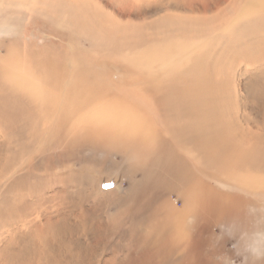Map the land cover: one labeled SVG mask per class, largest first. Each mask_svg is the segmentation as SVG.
<instances>
[{
  "label": "bare ground",
  "instance_id": "6f19581e",
  "mask_svg": "<svg viewBox=\"0 0 264 264\" xmlns=\"http://www.w3.org/2000/svg\"><path fill=\"white\" fill-rule=\"evenodd\" d=\"M29 1L33 5H43L46 8L43 12L49 19L55 18L60 8L67 3L66 0ZM139 1L143 4L144 0ZM171 1L166 0L165 4L160 5V10L172 7ZM116 3L117 0H112L111 5L116 6ZM121 3L123 6L120 9L124 12L116 9L113 11L119 20L126 22L123 30L125 39L119 44L110 45L109 49L122 55L89 57L91 62L101 60L108 70L111 66L108 71L110 76L96 72L91 65L79 71L69 86L71 88L66 89L65 107L61 109V113H55V116L49 105L57 100L59 85L64 81V75L57 67V58H47L49 53L36 57L17 48L12 52V43L4 53L0 52V97L14 98L21 102L2 99L5 103H0L1 122L9 123L7 129L13 128L15 132L14 141L11 142L0 136L4 143L13 148L5 165H13L15 158L18 162L28 158L30 148L23 138L31 127L40 128L38 123L41 122L47 127V144L51 146L56 142V153L63 157L52 167L54 171L61 168L69 171L75 164L74 160L70 164L71 156H79L80 152L93 148L133 163L140 171L139 178L147 176L146 181L155 182L159 177V180L146 196V210L143 211L136 200L125 204L129 219L123 224L134 228L133 223L136 222L138 235H145L143 242H139V246L142 245L141 252L130 256L128 263L212 264L203 254L206 232L211 235L217 228L223 231L234 228L238 236H245L241 243H254L246 236L250 233L256 237L252 224L263 208L255 197L256 191L264 190V171L241 173L239 170L247 168L254 158L264 155L256 151L261 129L254 130L248 125L249 129L238 130L230 125V131L221 133L220 145H207L196 140L192 142L193 151L190 153L186 145L189 137L180 125L200 130L205 122L223 113L229 104L228 91L224 87H216L213 79L225 77L236 64L243 61L242 54L261 53L251 55L249 61L259 59V63L253 66L258 75L264 77V51L259 49L264 47V0H185L193 15L204 14L203 18L218 17L247 26L241 32H235L232 27L221 28L218 30V38L201 39L197 43L181 37L155 40L150 35L148 25L144 29L135 25L131 14L127 13V3L124 0ZM143 5H147V14L155 8L152 2ZM127 14L130 18H127ZM220 24L221 21L214 20L213 26ZM83 27L88 33L94 32L91 24H84ZM195 31L200 33L199 30ZM215 33V30H211L208 35ZM117 37V31L108 32L102 27L98 33L100 40L109 43ZM182 54L183 57L179 58ZM71 56L72 53H66L60 59ZM120 62L126 66V72L121 70ZM162 64V72H187L202 83V86L188 82L184 85L169 84L155 88L159 82L153 69ZM39 69H43L45 73ZM114 69L119 70L116 81L120 79L123 82L120 85L110 81ZM73 75L75 73H69V76ZM119 86L121 91L118 92L115 88ZM206 88H215L207 98L202 99V103L210 107V114L203 117L201 107L188 112L194 94ZM240 88L241 85L234 84L236 92ZM228 89L230 90V86ZM260 91L264 94L262 88ZM240 107L253 112L259 109V105L251 100L242 101ZM16 109L19 113L13 115ZM163 120L165 126H159L158 122ZM71 125L74 126L70 127ZM165 127L175 129L171 132L175 133L172 137L177 153L166 142V130L164 136L157 134L158 130ZM235 135H239L241 149L230 143ZM1 147L5 153L4 144L1 143ZM200 147L205 148L207 154L202 155ZM67 151H70V156L66 154ZM186 152L192 158L207 159L212 168L207 171L200 168L188 170ZM2 166L4 168L3 162ZM219 166L224 171H218ZM173 169H176L175 179L179 184L176 190L172 188L171 180H167L168 175L163 174ZM70 177L72 178L71 171ZM221 179L238 183V191L232 185L224 184ZM172 194L176 196L174 202ZM24 200L25 198L5 200L4 207L0 208V215L8 209L17 211L21 219L30 218L32 212ZM136 210H139L138 216L131 217ZM140 212H143L142 216ZM50 219L32 223V233H25V238H20L19 243L29 242L39 249L55 242L58 244L57 249L60 243L65 246L71 238L64 239V234L59 240L54 239V229H51L50 224L54 226L56 222L50 223ZM10 244L16 242L11 240ZM59 253V250L52 249L51 257H57ZM1 255L8 256L15 264L40 262L42 256L39 250L35 255L28 252L27 247L19 250L8 248L0 252Z\"/></svg>",
  "mask_w": 264,
  "mask_h": 264
},
{
  "label": "rangeland",
  "instance_id": "374dc122",
  "mask_svg": "<svg viewBox=\"0 0 264 264\" xmlns=\"http://www.w3.org/2000/svg\"><path fill=\"white\" fill-rule=\"evenodd\" d=\"M66 2L55 18L49 19L43 12L46 9L43 5H33L29 0H0V52L4 53L12 43V52L17 48L19 51L30 52L36 57L49 53L47 58L50 56L57 58L55 59L57 67L63 73L64 81L59 85L60 92L57 100L49 105L53 110V116L55 113H61V109L65 107L66 89L71 88L69 86L74 82L79 71L91 65L96 72L110 76L108 71L111 70V66L108 70L107 65L101 60L91 62L89 57H120L122 53L111 51L109 46L119 44L125 39L123 30L126 22L119 20L113 11V9L123 11L120 9L123 6L121 0H117L116 6L111 5L112 0H66ZM124 2L127 3V13L131 14L132 22L141 29L148 25L150 35L154 36L155 40L181 37L197 43L201 39L218 38V30L221 28L232 27L235 32H241L247 28L244 24L221 20L218 17L203 18L204 14L202 16L193 15L185 0H172V7L164 10H160V5L165 4L166 0H144L143 4L152 2L155 6L148 14L147 5H143L141 1L124 0ZM128 14L127 18H130ZM214 20L221 21V24L213 26ZM84 24H91L94 32L88 33L83 27ZM101 27L108 32L117 31L118 37L112 43L100 40L98 33ZM195 30H199L200 33ZM211 30H215L216 33L208 35ZM259 49L264 51V47ZM66 53H72V56L60 59ZM260 54H242L243 61L236 64L225 77H214L216 87H224L228 91L229 104L222 114L205 122L200 130L186 127L184 124L180 125L189 137L186 145L190 153L193 151L191 146L193 141L201 140L207 145L209 143L220 145L221 133L230 131V125L238 130H247L249 125L254 130L261 129L256 151L264 154V94L260 91L261 88L264 90V77H260L253 66L259 63V59L249 61L251 55ZM182 57L183 54L179 56V58ZM121 64V70L126 72V66ZM162 66L163 64L153 69L155 78L159 82L155 88L169 84L184 85L188 82L202 86V83L191 74L162 72ZM39 71L45 73L43 69ZM69 73H75V75L69 76ZM118 73L119 70L114 69L110 81L120 85L123 82L120 79L116 81ZM234 84L241 85L238 92L234 90ZM213 89L206 88L196 92L190 101L188 112L201 107L203 117L210 114V107L203 104L202 99L207 98ZM115 90L119 92L121 87H116ZM2 99L21 103L14 98L6 97H0V103H5ZM246 100L258 104V111L253 112L241 108L242 101ZM16 113H19L17 109L13 115ZM8 125L9 123H3L0 120V136L11 142L14 141L13 133L15 132L13 128L7 129ZM38 125L40 128L31 127L29 133L23 138L30 148L28 158L21 162L15 158L11 166H6L5 163L11 157L13 148L0 138V177H2L0 178V208L4 207L7 199L17 201L25 198L24 201H27L32 212L30 218L25 219H21L17 211L7 209L2 212L0 215V252L8 248L19 250L27 247L28 252L35 255L39 250L42 254L41 261H32L27 264H118L121 262L129 264L127 261L129 257L141 252L140 246L142 245L139 246V242H143L145 235L142 233L138 235L139 229L136 228V222L133 223L134 228L123 224L129 219L125 204L128 201H137L140 208L143 211L146 210L148 208L146 196L152 191V187H155V182L159 180V177L155 182L146 181L147 176L141 179L139 178L140 171L135 164L125 162L124 159L98 148L82 151L76 157L71 156L70 164L72 165L73 160L75 164L69 171L63 168L54 171L52 167L58 164L63 157L61 158L56 153V142L51 146L47 144L46 125L43 122ZM158 125L165 126L164 120L158 122ZM72 126L74 125L70 127ZM165 130L168 146L177 153L172 137L175 133L171 132L175 129L165 127V129L158 130L157 134L164 136ZM238 139L239 135H235L230 143L241 149L242 145ZM1 143L5 146V153H3ZM199 149L202 155L207 154L205 148L200 147ZM66 154L70 156L71 153L67 151ZM186 162L188 170L200 168L207 171L212 168L207 159L192 158L187 152ZM217 169L220 172L224 171L221 166ZM254 170L264 171V155L254 158L247 168H241L239 172L247 173ZM167 171L163 174L168 175L167 180H171L172 188L178 189L179 184L175 179L176 169ZM221 180L238 191V183L226 179ZM171 199L174 202L176 196L172 194ZM255 200L263 209L252 224L257 238L250 233L246 236L254 243L252 241L248 244L241 243V239L245 236H238L234 228L226 231L217 228L212 231L211 235L206 232L203 254L209 262L212 264H264V190L256 191ZM138 212L139 210H136L130 216L136 217ZM142 213L140 212L141 216ZM49 218H51L50 223L56 222L54 226L50 224L51 229H54L52 230L54 239L59 240L61 235L66 234L64 239L71 238L70 242L65 246L60 243L59 249L56 248L58 245L56 242L53 243L55 245L51 244L42 249L29 242L19 243L20 238H25V233H32L30 229L32 223L47 221ZM11 240L16 244H10ZM254 247L257 248L254 249ZM52 249L60 251L57 257H51ZM0 261V264H15L6 255H1Z\"/></svg>",
  "mask_w": 264,
  "mask_h": 264
}]
</instances>
